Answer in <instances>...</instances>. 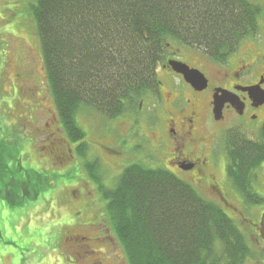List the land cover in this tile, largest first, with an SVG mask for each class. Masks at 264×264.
Here are the masks:
<instances>
[{"label":"trees","instance_id":"trees-1","mask_svg":"<svg viewBox=\"0 0 264 264\" xmlns=\"http://www.w3.org/2000/svg\"><path fill=\"white\" fill-rule=\"evenodd\" d=\"M26 2L56 109L73 142L86 137L81 109L113 120L138 113L156 90L170 49L195 48L225 62L257 37L264 12L252 0ZM227 138L229 176L249 205H259L254 186L264 163V129L256 140L237 133ZM7 145L0 142V178L10 160ZM85 167L99 185L128 264H245L251 256L237 223L166 169L134 163L108 188L97 160Z\"/></svg>","mask_w":264,"mask_h":264},{"label":"flooded vegetation","instance_id":"flooded-vegetation-1","mask_svg":"<svg viewBox=\"0 0 264 264\" xmlns=\"http://www.w3.org/2000/svg\"><path fill=\"white\" fill-rule=\"evenodd\" d=\"M20 2L21 0H0L3 11L15 16L21 11ZM9 6L11 10H8ZM191 50H169L165 64L159 69L160 80L156 90L149 93L140 104V113L143 112L144 105L160 113L159 118L152 120L151 129L148 127L145 132L146 134L151 131L155 138V144L149 142L155 158L147 160L142 155V150H146L148 146L140 140L132 145L131 152L139 154L152 164L163 161L164 158L167 171L187 181L199 192L207 194L206 199L220 207L234 208L227 193L232 194L237 199L235 203L239 205H262L264 197L259 192L262 202L259 205H249L235 188L228 173L227 137L231 133H237L256 140L264 129V103L258 104L244 91L259 87L264 92V53L258 48L243 52L239 50L238 55H232L227 61L217 62L203 51L194 48ZM33 51V45L26 44L24 37L18 33L17 39L10 44L5 55L0 56V107L5 111L7 106L4 98L10 96L17 95L25 99V106L33 109V118L27 117L17 123V126L30 127L37 138H45L47 141V155L30 154L29 162L41 171L56 172L61 159H65L68 154L64 152L67 149V134L57 109L47 108L48 100L52 98L48 80H39L37 64L31 66L32 58L25 59ZM171 61L199 71L208 80V86L199 90L188 83L183 75L170 66ZM30 82H35V85L32 86ZM218 90L228 91L234 99V103H225L220 120H216L214 115L215 95ZM45 113L46 121L38 122ZM137 135L142 138L140 132ZM221 160L226 164V178L223 177ZM9 161L11 160L3 163L6 171L5 177L0 178V186L7 180V176L19 173L23 178L20 183L16 179L9 182V190L16 188L26 193L31 180H25L28 171L25 172L21 165L18 169L12 168ZM257 175L260 176L259 171ZM90 180L91 178L84 179L82 185L86 189V201L94 209L96 222L88 227L74 228L69 236H64L54 256L55 264H128L124 249L105 213L106 202L102 198L99 185L92 181L95 184L93 188L94 184ZM258 183L260 179L254 186L256 190ZM262 183L264 184V178ZM11 192L13 190L7 193L8 200L13 195ZM65 219L66 216H63L62 220ZM244 219L248 223V219ZM256 227L259 238L264 241V215H261ZM261 247L264 249V243Z\"/></svg>","mask_w":264,"mask_h":264},{"label":"rangeland","instance_id":"rangeland-1","mask_svg":"<svg viewBox=\"0 0 264 264\" xmlns=\"http://www.w3.org/2000/svg\"><path fill=\"white\" fill-rule=\"evenodd\" d=\"M252 1L264 8V0ZM19 4L22 9L18 16L7 14L3 11V5L0 4V56L5 55L10 44L15 42L17 34L20 33L25 43L33 45L35 49L25 59L32 58L31 66L37 64L39 80H48L36 23L29 18L26 0H22ZM11 6L8 10H11ZM9 25L12 26L9 27ZM256 48L264 53V12L260 18L259 34L245 41L239 50L243 52L247 49L256 50ZM185 49L191 50V48ZM30 84L34 86L35 82ZM13 88L15 89L14 86ZM4 99L7 108L2 111L0 107V140L8 143L5 146L11 160L8 164L15 169L21 165L25 172L28 171L25 180L32 178L29 180L26 193L16 188L9 190V182L15 179L20 182L23 178V175L19 173L7 176V180L5 179L4 184L0 186V264H55L54 256L64 236H69L70 228L74 226L80 229L96 222L94 209L92 206L89 207L86 201V189L82 185L84 179L90 178L85 167L87 162L94 160L99 162L108 188H114L124 169L134 163H142L153 169L168 170L164 158L163 161H156L153 164L147 161L155 158L149 142L151 144L156 142L151 131L146 134L145 132L148 131V127L151 129L153 121L159 118L160 113L144 105L143 112L132 113L129 117L125 116L116 120L91 108L81 109L78 122L86 133L85 139L73 142L66 135L68 143L65 145L67 149L65 148L64 152L68 154L65 159H61L58 171H41L38 167H34L33 163L30 164L29 158L30 154L32 156L47 155L46 139L37 138L30 127L17 126V123H21L23 119L33 118V109L25 106L23 97L16 95V97L10 96ZM50 107L56 110L53 96L48 100L47 108ZM41 116L38 122H45L46 113ZM138 132L142 134V138H138ZM137 140L145 142L148 146L146 150H142V155L147 160L131 152L132 145ZM164 152L163 157H165ZM220 163L223 177L226 178L225 161L221 160ZM261 169H264V164ZM261 169L257 190L264 197L262 183L264 170ZM90 181L93 183L92 180ZM12 190L13 195L10 196L9 201L7 193ZM199 193L205 199L208 197L203 192ZM227 195L234 208H221L247 235L251 248V256L245 264H264V249L261 247L264 241L259 238L260 234L256 227L261 215H264V204L246 207L235 203L237 199L232 194L227 193ZM63 216H66L65 221L62 220ZM244 218L248 219V223L244 221Z\"/></svg>","mask_w":264,"mask_h":264},{"label":"water","instance_id":"water-1","mask_svg":"<svg viewBox=\"0 0 264 264\" xmlns=\"http://www.w3.org/2000/svg\"><path fill=\"white\" fill-rule=\"evenodd\" d=\"M170 66L173 67L177 73L183 75L185 80L197 89L203 90L208 86V80L199 71L191 70L187 65L175 61H171ZM244 91L248 92L258 104L264 103V92L260 91L259 87L247 88L244 89ZM227 102L234 103L232 95L228 91L218 90L215 95L214 103V115L216 120L222 118L223 108Z\"/></svg>","mask_w":264,"mask_h":264}]
</instances>
